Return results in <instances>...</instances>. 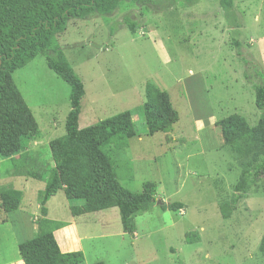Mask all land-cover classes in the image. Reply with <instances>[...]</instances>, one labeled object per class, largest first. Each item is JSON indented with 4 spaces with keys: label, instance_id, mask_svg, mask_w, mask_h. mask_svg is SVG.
<instances>
[{
    "label": "rangeland",
    "instance_id": "1",
    "mask_svg": "<svg viewBox=\"0 0 264 264\" xmlns=\"http://www.w3.org/2000/svg\"><path fill=\"white\" fill-rule=\"evenodd\" d=\"M56 40L84 84L80 129L133 113L138 135L103 147L119 182L134 193L155 183L158 200L183 204L176 212L155 205L135 218L130 235L118 208L74 217L60 191L47 203V218L66 224L54 232L60 249L83 253L82 264H264V178L232 208L247 159L224 146L219 126L237 114L254 127L262 114L255 87L264 73V0H233L228 11L219 0L127 1L111 14L70 20ZM13 79L39 131L24 153L0 157V192H23L18 211L0 205V264H23L18 245L38 234L44 181L36 177L53 169L49 144L65 136L70 111V87L44 55ZM148 83L166 91L178 113L168 134H147L140 110Z\"/></svg>",
    "mask_w": 264,
    "mask_h": 264
},
{
    "label": "trees",
    "instance_id": "2",
    "mask_svg": "<svg viewBox=\"0 0 264 264\" xmlns=\"http://www.w3.org/2000/svg\"><path fill=\"white\" fill-rule=\"evenodd\" d=\"M127 1L147 3L150 0H0V157L10 159L24 153L32 135L39 131L32 111L14 82V72L44 55L48 68L70 87L65 136L49 144L53 169L45 177H36L45 182L44 189L38 194L41 219L37 223L38 234L18 245L23 264L84 262L83 253L63 252L59 247L54 232L66 224L47 218V203L60 191L69 200L74 217L118 208L122 231L130 235L136 231L135 218L157 205L156 184L144 183L140 193L126 189L103 151V147L116 137L129 140L138 135L133 113L126 111L80 129L84 84L56 42L70 20L111 14ZM179 1L187 5L199 2ZM219 4L228 11L233 7V0H219ZM126 25L129 31L136 33V23L126 20ZM259 77L261 84L255 87V106L262 114L257 125L250 127L247 120L237 114L223 118L219 123L224 146L247 159V167L234 187L233 209L264 178V73H259ZM144 97L140 112L147 134L170 133L179 117L169 94L148 83ZM22 200V191L6 188L0 192L1 209L6 213L18 211ZM160 208L176 212L183 209V204L162 203ZM189 236L188 243L200 240L198 236ZM260 252L264 255V237Z\"/></svg>",
    "mask_w": 264,
    "mask_h": 264
},
{
    "label": "crops",
    "instance_id": "3",
    "mask_svg": "<svg viewBox=\"0 0 264 264\" xmlns=\"http://www.w3.org/2000/svg\"><path fill=\"white\" fill-rule=\"evenodd\" d=\"M39 183H41V184L43 183V184H42V187H43V189H44L45 182H39ZM19 191H21V190H19ZM40 191H42V190H39L38 192H40ZM38 194H39V193H38ZM48 213H49V210H48ZM69 225H70V223H69Z\"/></svg>",
    "mask_w": 264,
    "mask_h": 264
},
{
    "label": "water",
    "instance_id": "4",
    "mask_svg": "<svg viewBox=\"0 0 264 264\" xmlns=\"http://www.w3.org/2000/svg\"><path fill=\"white\" fill-rule=\"evenodd\" d=\"M160 204H162V201L158 200L157 205H160Z\"/></svg>",
    "mask_w": 264,
    "mask_h": 264
}]
</instances>
